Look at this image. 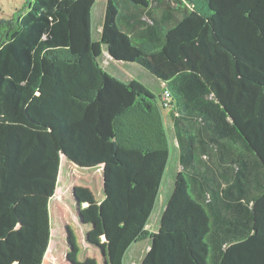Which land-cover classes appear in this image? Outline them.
<instances>
[{
    "label": "trees",
    "instance_id": "trees-1",
    "mask_svg": "<svg viewBox=\"0 0 264 264\" xmlns=\"http://www.w3.org/2000/svg\"><path fill=\"white\" fill-rule=\"evenodd\" d=\"M27 0L0 17V264H44L62 156L103 168L109 264H264V0ZM138 64L156 96L102 64ZM168 95L170 102L164 96ZM180 175L148 228L172 143Z\"/></svg>",
    "mask_w": 264,
    "mask_h": 264
},
{
    "label": "rangeland",
    "instance_id": "rangeland-1",
    "mask_svg": "<svg viewBox=\"0 0 264 264\" xmlns=\"http://www.w3.org/2000/svg\"><path fill=\"white\" fill-rule=\"evenodd\" d=\"M27 0H0V17L11 16ZM105 0H97L93 10V38L101 39ZM103 66L125 81L137 80L147 86L157 97L165 85L138 64H123L110 58L107 50L102 57ZM170 102L168 95L164 96ZM170 109H165L166 124L172 143V155L164 184L150 218L148 227L156 232L168 197L180 175L179 145L170 120ZM104 197L101 168L83 169L62 157V172L54 198L50 204L51 240L44 264H109L99 209ZM149 238L135 244L126 264H141L150 248Z\"/></svg>",
    "mask_w": 264,
    "mask_h": 264
},
{
    "label": "crops",
    "instance_id": "crops-1",
    "mask_svg": "<svg viewBox=\"0 0 264 264\" xmlns=\"http://www.w3.org/2000/svg\"><path fill=\"white\" fill-rule=\"evenodd\" d=\"M105 12V11H104ZM104 15V14H103ZM103 19H104V17H103ZM65 160H66V162H70V163H73L72 161H70L69 159H67L66 157H63ZM83 168V167H82ZM83 169H89V168H83ZM101 169H102V177H103V168L101 167ZM61 172H62V163H61V171H60V175H61ZM59 178H60V176H59ZM104 198V197H103ZM166 207V206H165ZM149 228V227H148Z\"/></svg>",
    "mask_w": 264,
    "mask_h": 264
},
{
    "label": "water",
    "instance_id": "water-1",
    "mask_svg": "<svg viewBox=\"0 0 264 264\" xmlns=\"http://www.w3.org/2000/svg\"><path fill=\"white\" fill-rule=\"evenodd\" d=\"M62 157H65V155H63ZM104 237H105V241L107 242V239H106V236L104 235Z\"/></svg>",
    "mask_w": 264,
    "mask_h": 264
}]
</instances>
